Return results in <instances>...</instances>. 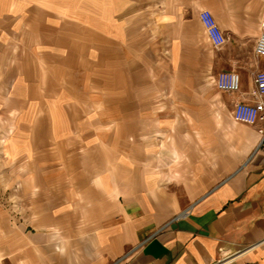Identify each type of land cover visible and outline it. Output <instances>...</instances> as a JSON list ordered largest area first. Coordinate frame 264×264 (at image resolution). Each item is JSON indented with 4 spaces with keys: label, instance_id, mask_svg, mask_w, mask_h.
Returning a JSON list of instances; mask_svg holds the SVG:
<instances>
[{
    "label": "crops",
    "instance_id": "1",
    "mask_svg": "<svg viewBox=\"0 0 264 264\" xmlns=\"http://www.w3.org/2000/svg\"><path fill=\"white\" fill-rule=\"evenodd\" d=\"M262 33L264 0H0L20 184L0 201V264H264V122L233 118ZM221 72L241 90H218Z\"/></svg>",
    "mask_w": 264,
    "mask_h": 264
},
{
    "label": "built area",
    "instance_id": "2",
    "mask_svg": "<svg viewBox=\"0 0 264 264\" xmlns=\"http://www.w3.org/2000/svg\"><path fill=\"white\" fill-rule=\"evenodd\" d=\"M201 23L211 40L214 48H220L226 42V36L213 13L209 10H202L199 14ZM255 55L264 58V33L258 38ZM255 87L252 92L254 102H238L234 106L233 118L240 123L256 125L264 122V71H260L254 78ZM215 85L218 90L228 93H237L241 90V78L236 72H221L215 78ZM261 134L260 147L264 148V128L259 129Z\"/></svg>",
    "mask_w": 264,
    "mask_h": 264
},
{
    "label": "rangeland",
    "instance_id": "3",
    "mask_svg": "<svg viewBox=\"0 0 264 264\" xmlns=\"http://www.w3.org/2000/svg\"><path fill=\"white\" fill-rule=\"evenodd\" d=\"M3 134L4 132L0 127V201H4L6 206L11 209L13 207V201L11 198L20 188V184L17 180L19 174H15L16 177H14L11 171L12 166H10V164L5 161V158L2 154ZM14 180H16V182L11 186V182ZM227 257H223L222 260L226 259Z\"/></svg>",
    "mask_w": 264,
    "mask_h": 264
}]
</instances>
